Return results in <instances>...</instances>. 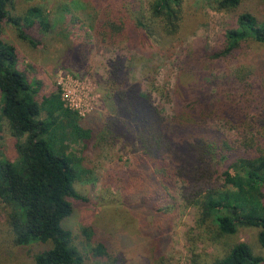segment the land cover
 <instances>
[{"label": "trees", "instance_id": "16d2710c", "mask_svg": "<svg viewBox=\"0 0 264 264\" xmlns=\"http://www.w3.org/2000/svg\"><path fill=\"white\" fill-rule=\"evenodd\" d=\"M249 1L219 0L216 10L233 14ZM11 3L0 0V117L18 142L21 160H0V201L9 207L5 227L14 247L47 246L34 253L33 264H84L67 222L74 202L85 200L75 187L80 159L74 147L88 144L94 131L60 97L38 101V91L19 67L18 48L1 33L8 22L35 44L21 27L40 14L33 8L14 17ZM183 10L184 0H150L148 6L142 0H101L87 21L104 48L131 41L159 44L178 35ZM249 41L264 45V22L243 13L224 30L217 48L188 50L167 98L171 114L153 96L160 89L155 78L144 91L130 81L123 59L111 63L106 83L116 112L111 125L128 138L132 159L121 174L105 176L102 199L121 216L133 214L135 232L146 243L143 264H174L169 249L176 221L190 208L197 212L201 237L216 242L235 235L240 226L255 227L264 247V137L242 134V68L224 77L210 68L212 62L237 58ZM92 230L83 229L88 240ZM193 241L189 264H207ZM92 251L99 264H136L107 239ZM209 264H264V257L238 242Z\"/></svg>", "mask_w": 264, "mask_h": 264}, {"label": "rangeland", "instance_id": "374dc122", "mask_svg": "<svg viewBox=\"0 0 264 264\" xmlns=\"http://www.w3.org/2000/svg\"><path fill=\"white\" fill-rule=\"evenodd\" d=\"M142 1L148 6L150 0ZM218 1L184 0L178 35L159 44L131 41L104 48L97 43L87 21L88 13L95 10L101 0H12V16L24 17L33 8L40 14L29 26L23 22L21 27L35 44L22 39L18 29L8 22L4 23L1 33L3 40L18 48L19 67L38 91V101L60 97L67 106L85 117V124L94 131L93 140L74 147L79 151L80 159L75 187L85 200L74 202V213L67 222L85 257L84 264L101 262L100 258L94 257L92 250L96 242L106 239L111 248L127 253L129 263L143 264L146 257V243L135 232L133 214L121 216L102 199L105 176L121 174L132 159L128 138L111 125V119L116 116L106 85L111 63L123 59L130 81L140 83L144 91L151 90L149 80L155 78L160 89L153 91V96L157 103L165 104L171 114L172 105L167 98L176 82L177 65L188 50L196 46L208 51L217 48L224 30L238 21L243 13H252L264 22V0L246 2L233 14L217 11ZM210 66L213 74L223 77L233 76L242 68V90L239 92L246 114L242 134L246 133L250 138L264 137V45L249 41L237 58L215 61ZM162 91L166 92L165 97L161 96ZM1 107L0 93V111ZM219 127L224 133L230 131L222 122ZM17 144L8 124L0 117V160L20 161ZM251 193L255 192L250 191L248 195ZM8 211L9 207L0 201V264H33L34 253L47 246L14 247L5 227ZM196 215L194 208L186 209L176 221L174 242L169 249L175 258L174 264H189L190 241L193 239L207 264L238 242L249 243L256 255L264 257L259 228L240 226L235 235L214 242L201 237L196 229ZM86 227L96 230H92L93 236L89 240L83 233Z\"/></svg>", "mask_w": 264, "mask_h": 264}]
</instances>
